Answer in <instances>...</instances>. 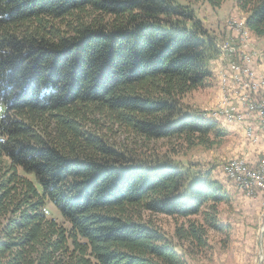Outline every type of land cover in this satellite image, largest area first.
Returning <instances> with one entry per match:
<instances>
[{"label": "trees", "instance_id": "16d2710c", "mask_svg": "<svg viewBox=\"0 0 264 264\" xmlns=\"http://www.w3.org/2000/svg\"><path fill=\"white\" fill-rule=\"evenodd\" d=\"M199 1L225 0H0V264H187L155 214L206 247L228 194L169 146L225 135L183 100L218 53ZM235 2L264 40V0Z\"/></svg>", "mask_w": 264, "mask_h": 264}, {"label": "rangeland", "instance_id": "374dc122", "mask_svg": "<svg viewBox=\"0 0 264 264\" xmlns=\"http://www.w3.org/2000/svg\"><path fill=\"white\" fill-rule=\"evenodd\" d=\"M192 7L196 17L202 20L209 33L215 37V46L218 49V53L209 62L212 78L208 79L202 87L185 94L183 100L192 111L216 121L217 125L225 130V135L215 139L211 145L197 144L188 148L179 140H169L170 149L175 150L171 158L174 162L179 163L183 169H191L192 172L200 174L209 172L210 178L222 184L226 194H229L228 197L235 199L241 195L246 196V190L235 188L230 177L221 172L220 165L236 155H244L250 162H254L257 157L251 152L248 155L244 154L248 146L255 148V144L250 143L244 136V131H247V123H243V118L236 115H228L226 117L221 113H215L217 106L223 104L221 100L225 94V76L222 67H229L232 63V55H229L228 43H220V41L229 40L235 34V30L228 27L230 19L242 20L243 31H249L250 39L254 43L255 48L263 54L264 40L249 30L245 22V13L238 8L235 0H225L216 8H212L205 1L194 2ZM260 66L262 65L260 64ZM228 97H235V90H228ZM118 137H121V135ZM167 142L160 140L157 144L161 145ZM261 192L258 191L256 195ZM262 197L264 196L262 195ZM263 207L264 205L262 204ZM47 214L56 219L60 218V214L52 203L47 205ZM151 218L171 238L173 244H181L182 247L178 245L176 249L184 255L187 264H234L231 260L233 253L244 250L242 245L244 243H236L242 240L235 237L236 228H245L249 225L248 223H253L249 206L239 201L222 202L217 207L219 225H216V228H208L206 247L192 249L174 236L175 226L185 222V218H173L162 214L152 215ZM190 218L201 220L203 216H191ZM251 226L257 230L259 225L256 222ZM260 233L262 235L264 231ZM252 238L255 240L256 250H261L262 241H260V237L253 235ZM183 248H189L190 254ZM256 256V260L261 262L262 252L259 255L257 253Z\"/></svg>", "mask_w": 264, "mask_h": 264}, {"label": "built area", "instance_id": "2783aa9c", "mask_svg": "<svg viewBox=\"0 0 264 264\" xmlns=\"http://www.w3.org/2000/svg\"><path fill=\"white\" fill-rule=\"evenodd\" d=\"M228 27L235 34L220 43H228L232 63L222 67L225 94L215 113L243 118L247 123L244 136L255 144L260 136L264 138V54L255 48L249 31H243L242 20L230 19ZM228 90H235V97H228ZM256 157L250 162L244 155H236L220 165L221 172L230 177L235 188L245 189L248 197L264 191V152H258Z\"/></svg>", "mask_w": 264, "mask_h": 264}, {"label": "crops", "instance_id": "0c3cea01", "mask_svg": "<svg viewBox=\"0 0 264 264\" xmlns=\"http://www.w3.org/2000/svg\"><path fill=\"white\" fill-rule=\"evenodd\" d=\"M250 152L255 156H257L258 152H264V138L262 136H260L258 142L255 143V148L248 146V149L244 154H251ZM262 195L264 196V191L248 198L245 195H241L235 199L229 196V202L239 201L250 207V214L252 217L251 221L253 222L248 223L249 225H247L245 228H236L237 230L235 237L242 239L241 241H238L236 243H244L242 244L244 250L233 253V257L231 258V260L234 262V264H264V234L262 233L261 235L260 233L264 231V207L262 208V204L264 202L262 200H264V197H262ZM256 222L259 225L257 230L255 229V227L251 226ZM253 235H258V237H260V241H262L261 250H256L255 240L254 238H252ZM261 252L262 260L261 262H258L256 260V254L258 253L259 255Z\"/></svg>", "mask_w": 264, "mask_h": 264}]
</instances>
